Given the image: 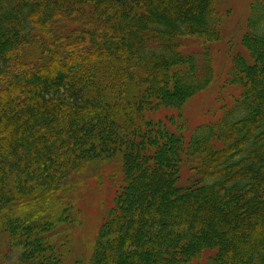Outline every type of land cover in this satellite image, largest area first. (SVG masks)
Returning <instances> with one entry per match:
<instances>
[{
    "label": "trees",
    "instance_id": "1",
    "mask_svg": "<svg viewBox=\"0 0 264 264\" xmlns=\"http://www.w3.org/2000/svg\"><path fill=\"white\" fill-rule=\"evenodd\" d=\"M216 1L0 0L10 264H65L53 239L71 226V186L107 164L120 184L88 264H264V0L224 84L232 108L189 137L179 116L212 80Z\"/></svg>",
    "mask_w": 264,
    "mask_h": 264
},
{
    "label": "rangeland",
    "instance_id": "2",
    "mask_svg": "<svg viewBox=\"0 0 264 264\" xmlns=\"http://www.w3.org/2000/svg\"><path fill=\"white\" fill-rule=\"evenodd\" d=\"M254 2L255 0H217L214 3L219 21L220 40L209 46L207 63L212 80L206 89L185 103L179 114L186 120L184 121L186 137L191 136L197 127L210 120L215 110L218 111L216 115H221L232 108L236 93L234 88L227 85L225 87L224 84L237 56L241 57L239 58L241 62L244 60L243 57L248 58L243 38L248 34L247 28ZM200 49L201 44L192 38L184 40L181 48L183 53L195 54L198 59L204 53ZM170 114L176 117L173 110L160 111L157 116ZM115 167L107 164L101 166L97 172L90 171L84 179L75 177L69 194L73 198V214L71 213L73 216H70L67 223L71 226L59 229L53 239L54 247L58 249L65 264H75L77 261L80 264L90 262L99 227L120 184V175H116ZM183 175H186L184 171ZM17 259L18 249L10 247L8 236L0 224V264H10Z\"/></svg>",
    "mask_w": 264,
    "mask_h": 264
},
{
    "label": "bare ground",
    "instance_id": "3",
    "mask_svg": "<svg viewBox=\"0 0 264 264\" xmlns=\"http://www.w3.org/2000/svg\"><path fill=\"white\" fill-rule=\"evenodd\" d=\"M263 72H264V70H263Z\"/></svg>",
    "mask_w": 264,
    "mask_h": 264
}]
</instances>
